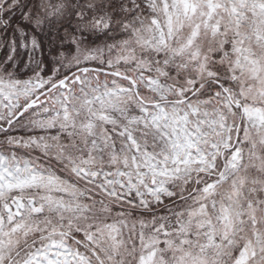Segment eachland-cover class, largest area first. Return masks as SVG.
Returning a JSON list of instances; mask_svg holds the SVG:
<instances>
[{"label":"snow or ice","instance_id":"snow-or-ice-1","mask_svg":"<svg viewBox=\"0 0 264 264\" xmlns=\"http://www.w3.org/2000/svg\"><path fill=\"white\" fill-rule=\"evenodd\" d=\"M0 264H264V0H0Z\"/></svg>","mask_w":264,"mask_h":264}]
</instances>
